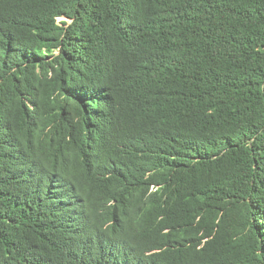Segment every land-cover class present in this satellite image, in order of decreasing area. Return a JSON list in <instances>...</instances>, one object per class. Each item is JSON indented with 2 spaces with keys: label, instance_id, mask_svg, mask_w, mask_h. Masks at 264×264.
<instances>
[{
  "label": "trees",
  "instance_id": "trees-1",
  "mask_svg": "<svg viewBox=\"0 0 264 264\" xmlns=\"http://www.w3.org/2000/svg\"><path fill=\"white\" fill-rule=\"evenodd\" d=\"M0 264H264V0H0Z\"/></svg>",
  "mask_w": 264,
  "mask_h": 264
},
{
  "label": "rangeland",
  "instance_id": "rangeland-1",
  "mask_svg": "<svg viewBox=\"0 0 264 264\" xmlns=\"http://www.w3.org/2000/svg\"><path fill=\"white\" fill-rule=\"evenodd\" d=\"M62 19H64V18H59V20H62Z\"/></svg>",
  "mask_w": 264,
  "mask_h": 264
},
{
  "label": "clouds",
  "instance_id": "clouds-1",
  "mask_svg": "<svg viewBox=\"0 0 264 264\" xmlns=\"http://www.w3.org/2000/svg\"><path fill=\"white\" fill-rule=\"evenodd\" d=\"M59 20V19H58Z\"/></svg>",
  "mask_w": 264,
  "mask_h": 264
}]
</instances>
